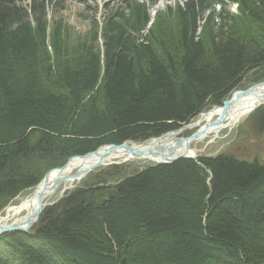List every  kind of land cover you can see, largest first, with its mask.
I'll return each mask as SVG.
<instances>
[{
  "label": "trees",
  "instance_id": "16d2710c",
  "mask_svg": "<svg viewBox=\"0 0 264 264\" xmlns=\"http://www.w3.org/2000/svg\"><path fill=\"white\" fill-rule=\"evenodd\" d=\"M19 1L0 0V213L70 157L175 130L249 71L264 81V0H181L149 27L156 0H113L73 46L56 12L84 0ZM116 182L82 181L1 235L0 264H264V164L220 154Z\"/></svg>",
  "mask_w": 264,
  "mask_h": 264
},
{
  "label": "rangeland",
  "instance_id": "374dc122",
  "mask_svg": "<svg viewBox=\"0 0 264 264\" xmlns=\"http://www.w3.org/2000/svg\"><path fill=\"white\" fill-rule=\"evenodd\" d=\"M28 1L29 0H20L19 3L22 4V6H26L28 4ZM84 1H85L84 2L85 6H87L85 10H84L85 6L82 3H76L73 1H65L64 3L65 10L63 12H56V17L59 16L58 18H62V20L68 26L70 46L75 45L78 42V38H80L81 42H87V44H89V38L92 32V29H91L92 24H93L92 21L97 20V22H99L102 20V16H103L102 9H103V6H105L106 4H108L109 7L116 6V2H114L113 0H96V1L84 0ZM156 1L157 3L155 7L151 10V14L152 12H155L156 14L158 12L157 11L158 9L164 10L166 7H171L172 9H174L173 8L174 5H179V3L180 4L182 3L181 0H156ZM95 9H97V11H94ZM234 9L235 7H233V5L231 4H228L225 7V10L231 14H233ZM55 10H56L55 7H51V6H49L47 9L48 17H51V20H52V16ZM219 10H220L219 6L214 7L215 14L219 12ZM154 16L151 15L153 19H154ZM206 16H207V13H205L204 17ZM214 23H215V20H214ZM202 25H203V20L198 22V26L202 27ZM167 28L172 30V32H174L176 28V23L174 22L173 14L170 15V24H168ZM199 30L197 31V34L199 33ZM146 32L147 31H143V35H147ZM157 34L158 36L160 35V29L158 30ZM97 43L101 44L100 39H98ZM256 70L257 69L247 72L242 78V80L240 81V83H238L236 89L245 90L248 87L252 86L253 84L249 83L248 81L252 79L254 72ZM238 90H235V91H238ZM211 108H212L211 105L207 106L201 114L208 113ZM253 112H251L250 114L242 118L232 128L230 129L226 128L222 130L216 139L211 140L212 137H210L206 139L204 142H199L195 144L191 143L190 146L193 149L196 148L199 152L197 155H201V156L213 157V156L220 155V154H226L229 156H233L240 161H246V162L251 163L256 160L260 163V159H262L261 157H264V131L255 128L256 126L255 114ZM200 117L201 115L196 117L192 121V123L196 124L200 120ZM188 129L190 128H187V130L180 131L179 134L176 136L175 140L179 141L182 138L188 137L195 131L194 128H191V130H188ZM96 150L92 152H95ZM247 150L249 151V153L247 152ZM261 163H264V158L261 161ZM152 164L153 163L151 161H147L143 159H134V160L122 163L117 166L99 167L93 170L89 175H87L83 181H85L87 184H90V185H93L94 183H96L98 185H104L105 187H112L115 183H117L116 182L117 179L119 178L121 179L124 177H130L131 175L133 176L137 171L142 170L145 167L152 165ZM75 171L76 170L72 171L71 174H73ZM81 185H82V182L78 184H74L72 189H69L63 193L62 192L63 187H65V184H64L61 187H59L58 190L55 192V194L51 198L46 200L45 202L46 203L55 202L56 200H58L59 197H61V193H63V197H64L67 192H70L76 189L77 187H80ZM30 192L31 191L28 190V191L21 193L15 200H13L10 206L14 205L15 207H13V209L16 208L19 204L23 202L25 198L31 196ZM4 214H5V210L2 211V213H0L1 215L0 217H3ZM24 215L25 213L21 214V217H23Z\"/></svg>",
  "mask_w": 264,
  "mask_h": 264
},
{
  "label": "water",
  "instance_id": "95a60500",
  "mask_svg": "<svg viewBox=\"0 0 264 264\" xmlns=\"http://www.w3.org/2000/svg\"><path fill=\"white\" fill-rule=\"evenodd\" d=\"M259 86H264V82L254 84L245 90L235 91V92H233L232 96L227 97L224 101L221 102V106H214L213 109H217V108L222 109L221 115L218 119L219 123L217 125L221 126L223 119L226 116L227 108L232 106L234 104V101H236L238 98H240L242 96L254 95L256 93L257 98H259L260 100H263L262 102H260L257 105V108L264 106V90H259L258 89ZM192 127H195V126H191L189 123L183 124L179 128L173 130L171 133H168V134L166 133V134L159 136L158 138L152 139L151 140L152 143L150 145H148V146H152L163 138H165V139L171 138V142L174 144V146H177L175 144H180V143L185 141L183 150L181 151V153H179L177 155H174V152H172L171 150H169V154H163L162 151L164 150V147L161 148V152H160V148L151 149V148H147L148 146L143 147L144 149L141 148L138 150L144 154H148L147 158H149L151 156L152 162L155 165L171 164V163H174L180 159H196L197 160V159H202V158H210V156L187 155V151L191 148L190 143L193 141L195 136H197V134H199V136L205 134L207 132V130H206L207 126L203 125V126L199 127L195 132H193L190 136L182 138L179 141L175 140L176 136L179 134L180 131L187 129V128H192ZM143 144H145V143H143ZM128 146H130L129 143L124 142V143L117 144V145L102 146L101 148H102V150H106V152L116 151L118 149H123L125 151V153H128V156H124L122 158L124 160V162L128 161V160H132L131 157H140L143 155V154L133 150L132 146H130V148ZM96 154H97V151L94 153H87V154L82 155V156L71 157L62 166L47 171L44 174L41 181L35 186L32 194H31V200L30 201H31V203L33 201L35 207L32 208V209H34L33 211H29V213L26 215L27 219H26L25 224H23V225L9 224L7 226H1L0 227V236L5 234V233H11V232L29 233V231L38 222L39 217L41 216L44 209L46 207L52 206L56 202H58L63 197V193L69 189H72L74 184L80 183L82 180H84L86 178V176L88 174H90L93 170H95L99 167L118 165V163H107L103 159H96L94 157ZM94 159H96L97 162L89 164L84 169H78L73 174L65 172L66 169H70V168H71L70 170L73 169L71 162L74 160H81L82 163L83 162L88 163L89 161H92ZM53 172L56 173L55 179L51 183H49V177ZM66 181H68V182L70 181L71 184L69 186L63 187V191H62L63 193H61V197H59L58 200H56L55 202L46 203L45 201L48 200L49 198H51L55 194L57 189L60 186L64 185ZM13 207H15V206H13ZM13 207H11V208H13Z\"/></svg>",
  "mask_w": 264,
  "mask_h": 264
},
{
  "label": "bare ground",
  "instance_id": "6f19581e",
  "mask_svg": "<svg viewBox=\"0 0 264 264\" xmlns=\"http://www.w3.org/2000/svg\"><path fill=\"white\" fill-rule=\"evenodd\" d=\"M258 89L264 90V86H259ZM254 95L242 96V97L238 98L236 101H234V104L227 108L226 116L224 117L221 126L217 125L219 123L218 119H219L221 112H222L221 108L212 109L206 114H204V113L201 114L203 112L202 111L200 113L201 114L200 120L196 124L192 123L191 125L195 126V127H193L194 129H196V128L198 129L199 127L205 125V126H207V129H206L207 132L201 136H199V134H197V136H195V138L193 139V141L191 143L195 144V143H199V142H204L206 139H208L210 137H212L211 140H214L218 137V135L220 134V132L222 130H224L226 128L227 129L232 128L242 118H244L245 116H247L251 112L255 111L257 109V105L260 102H262L263 100H260L259 98H257L256 93ZM190 130H191V128H190ZM171 132L172 131L167 132V134L171 133ZM184 142H182L180 144H175L177 146H174V144L171 142V138H166V139H161L160 141H158L156 144H154L152 146H148L152 143V141L150 142V140H147V141L142 142V143H134V142H129V141L125 142V143H129V145L132 146L133 150L143 154L140 157H131L133 160L134 159H143V160H147V161H152L151 156L149 158H147L148 154H144L141 151H139L138 149H141V148L144 149L143 147L148 146L147 148H151V149L160 148V152H161V148L164 147V150L162 151L163 154H169V150H171L172 152H174V155H177V154L181 153V151L183 150ZM143 143H145V144H143ZM130 146H128V147L130 148ZM96 151H97V154L94 157L96 159H103L107 163H124V160L122 158L124 156H128V153H125V151L123 149H118L116 151L106 152V150H102V148L100 147ZM92 153H94V152H92ZM198 153H199L198 150L196 148L193 149L192 147L187 151V155H191V156H195ZM96 159L89 161L88 163H84V162L82 163L81 160H74L71 162L73 169L72 170H70L71 168L66 169L65 172H68L71 174V172L74 170L84 169L89 164L97 162ZM55 176H56V173L53 172L49 177V183H51L55 179ZM70 184H71L70 181L65 182V186H69ZM22 200H23V198H22ZM30 200H31V196L25 198L23 200V202L21 204H19L14 209L9 208V207L6 208L5 214L3 215V217H0V227L1 226H7L9 224H14V225L25 224L26 219H27L26 215L29 213V211H33L34 209H32V208L35 207L33 201L31 203ZM24 213H25V215L23 217H21V214H24Z\"/></svg>",
  "mask_w": 264,
  "mask_h": 264
},
{
  "label": "flooded vegetation",
  "instance_id": "af4514ba",
  "mask_svg": "<svg viewBox=\"0 0 264 264\" xmlns=\"http://www.w3.org/2000/svg\"><path fill=\"white\" fill-rule=\"evenodd\" d=\"M252 144H254V143H252ZM247 152L249 153V151L247 150Z\"/></svg>",
  "mask_w": 264,
  "mask_h": 264
}]
</instances>
